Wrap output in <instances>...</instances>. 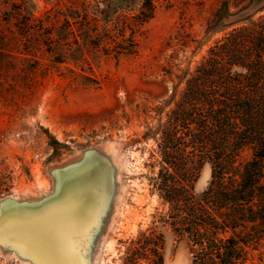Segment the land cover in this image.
Masks as SVG:
<instances>
[{
	"label": "rangeland",
	"instance_id": "rangeland-1",
	"mask_svg": "<svg viewBox=\"0 0 264 264\" xmlns=\"http://www.w3.org/2000/svg\"><path fill=\"white\" fill-rule=\"evenodd\" d=\"M77 2L0 0V47L12 54L0 75V264L119 263L120 240L147 227L159 204L147 182L155 142L152 134L143 135L156 130L187 74L240 15L219 17L223 0H156L137 54L88 50L98 83L83 85L70 80L79 71L80 52L60 28L64 17L74 20ZM137 4L125 3L132 11ZM13 8L17 22L54 16L55 38L72 42L67 58L56 57L34 32L28 39L17 35V19L5 22ZM182 25L186 41L177 44L173 37ZM61 47L68 46L56 50ZM209 178L205 164L194 191L201 192ZM159 229L164 264H188L187 241L167 225ZM253 255L249 264L260 258L264 264V240Z\"/></svg>",
	"mask_w": 264,
	"mask_h": 264
},
{
	"label": "trees",
	"instance_id": "trees-1",
	"mask_svg": "<svg viewBox=\"0 0 264 264\" xmlns=\"http://www.w3.org/2000/svg\"><path fill=\"white\" fill-rule=\"evenodd\" d=\"M75 17L63 18L62 31L80 52L79 71L70 80L97 84L87 51L135 56L143 25L156 13V0H137V6L112 5L104 0H77ZM76 3V2H74ZM73 3V4H74ZM73 4L69 7H73ZM94 7V8H93ZM234 10H231V8ZM19 11L5 16L17 35L35 33L56 57L66 59L72 42L60 43L54 16L34 23ZM239 15L206 50L187 74L179 98L163 112L152 134L147 182L158 198L150 224L120 240L118 264H164V236L159 226L187 241L188 264H249L264 240V0H223L218 16ZM258 14V15H257ZM257 15V16H256ZM12 31V30H11ZM0 31L1 35H4ZM11 32L12 37L16 33ZM182 25L173 37L186 41ZM38 36V37H37ZM41 37V38H40ZM5 41V40H3ZM9 46V42L6 41ZM67 45L61 52L56 50ZM56 50V51H55ZM11 50L0 47V75ZM63 62L62 60H56ZM84 64L86 66H84ZM88 70L89 72H87ZM72 72V70H69ZM205 164L210 166L206 187L194 184ZM262 257V256H261ZM262 263V258H260ZM260 263V264H261Z\"/></svg>",
	"mask_w": 264,
	"mask_h": 264
}]
</instances>
